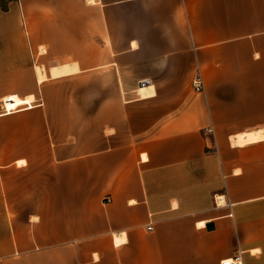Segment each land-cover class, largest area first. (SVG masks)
<instances>
[{"label":"crops","instance_id":"0c3cea01","mask_svg":"<svg viewBox=\"0 0 264 264\" xmlns=\"http://www.w3.org/2000/svg\"><path fill=\"white\" fill-rule=\"evenodd\" d=\"M6 97L0 264H264V0H0Z\"/></svg>","mask_w":264,"mask_h":264},{"label":"built area","instance_id":"2783aa9c","mask_svg":"<svg viewBox=\"0 0 264 264\" xmlns=\"http://www.w3.org/2000/svg\"><path fill=\"white\" fill-rule=\"evenodd\" d=\"M191 89L193 92L202 94L204 92L203 80L201 74L197 70L191 79L190 83ZM28 103L21 102L17 104L14 100L10 99V97H6L0 100V115H10L12 113H16L18 111L29 108ZM151 228L148 227L147 230ZM242 253L238 252L236 256L230 260H223L219 264H242L241 262Z\"/></svg>","mask_w":264,"mask_h":264},{"label":"bare ground","instance_id":"6f19581e","mask_svg":"<svg viewBox=\"0 0 264 264\" xmlns=\"http://www.w3.org/2000/svg\"><path fill=\"white\" fill-rule=\"evenodd\" d=\"M65 72L66 71H57V70H54V71L51 72L52 73L51 76H55L56 77V76H59L61 74H64ZM37 75H38L39 80H42L44 78L43 72H41L39 70H37ZM244 138H246V137H244ZM259 138L260 137H258V136H256V137L253 138L252 136L249 135V136H247V138L245 140H243V139L237 140V144H243L244 142H250V141L252 142V141L258 140Z\"/></svg>","mask_w":264,"mask_h":264},{"label":"water","instance_id":"95a60500","mask_svg":"<svg viewBox=\"0 0 264 264\" xmlns=\"http://www.w3.org/2000/svg\"><path fill=\"white\" fill-rule=\"evenodd\" d=\"M206 229H207V230H210V229H212V226L207 225V226H206Z\"/></svg>","mask_w":264,"mask_h":264}]
</instances>
